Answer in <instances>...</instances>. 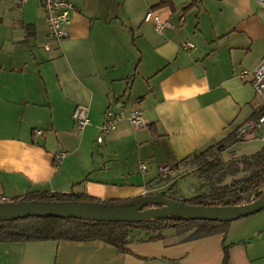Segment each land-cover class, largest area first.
Instances as JSON below:
<instances>
[{"label":"crops","instance_id":"obj_1","mask_svg":"<svg viewBox=\"0 0 264 264\" xmlns=\"http://www.w3.org/2000/svg\"><path fill=\"white\" fill-rule=\"evenodd\" d=\"M73 5L67 37L46 51L44 14L0 3V196L72 193L132 206L170 187L160 167L176 173L260 116L264 102L240 78L264 57V12L253 0ZM148 11L173 28L157 33L144 22ZM183 42L195 48L181 50ZM77 106L90 120L81 132ZM121 106L141 111L147 126L122 120L102 135L106 110ZM241 219L207 237L173 229L135 237L127 253L100 241L0 242V264H223L225 247L227 264H264V210Z\"/></svg>","mask_w":264,"mask_h":264},{"label":"trees","instance_id":"obj_2","mask_svg":"<svg viewBox=\"0 0 264 264\" xmlns=\"http://www.w3.org/2000/svg\"><path fill=\"white\" fill-rule=\"evenodd\" d=\"M246 136L237 131L219 143L194 155L188 162L195 166L200 177L212 181L216 189L209 196L201 194L190 200L192 205L213 206L225 197H235L224 206L249 204L259 199L264 186V148L244 156L240 162L224 164L221 156L235 145L246 142ZM248 173L246 178L235 179L231 184H224L228 177L239 173ZM208 199H211L209 201ZM16 202L45 203H86L118 207L121 203L99 202L77 194H28ZM229 223L186 220L176 217L160 218L136 223H97L61 218H22L0 219V242L19 243L48 240L72 242L100 241L114 247L121 253H127V246L135 237L145 240H156L163 237L165 230L173 229L178 233H186L194 228L195 234L190 238L207 237L226 233ZM223 264L228 262L227 247Z\"/></svg>","mask_w":264,"mask_h":264},{"label":"water","instance_id":"obj_3","mask_svg":"<svg viewBox=\"0 0 264 264\" xmlns=\"http://www.w3.org/2000/svg\"><path fill=\"white\" fill-rule=\"evenodd\" d=\"M150 205L156 207L149 208ZM264 210V194L239 206H200L161 196H146L127 207H104L86 203L11 202L0 204V219L61 218L97 223H136L160 218L230 223ZM256 238L240 242L252 244Z\"/></svg>","mask_w":264,"mask_h":264},{"label":"built area","instance_id":"obj_4","mask_svg":"<svg viewBox=\"0 0 264 264\" xmlns=\"http://www.w3.org/2000/svg\"><path fill=\"white\" fill-rule=\"evenodd\" d=\"M9 1L15 5L19 10L30 0H0L1 2ZM259 7L264 8V0H253ZM40 5L47 27V43L44 45V49L49 51L50 43H59L67 37V30L71 24V15L74 10L73 0H37ZM1 20V16H0ZM144 22L152 23L157 33L161 34L168 29L173 28L172 24L168 21L162 20L155 13L148 11L144 17ZM195 48L191 42H183L180 45L181 50L189 51ZM240 78H249V83L254 91L255 96L264 102V57L260 64L251 71L243 70L240 73ZM73 119L75 129L78 132L83 131L89 124L87 108L84 106H77L73 113ZM127 120L134 129H143L147 126V123L142 115V112L137 109L127 110L125 106H121L118 111L107 109L104 114L103 124L101 126V134L107 135L112 132L118 122ZM264 124V108L261 111L260 116L256 120H249L243 126L238 128L237 133L240 136H248L253 131H259L260 126ZM38 135L42 134V131L37 132ZM102 137L97 139L98 143H101ZM140 170L145 171L146 166L140 165ZM174 167L163 166L160 167L159 173L161 178H167V176L173 174ZM146 193H142V197H146ZM10 201L0 196V204L9 203Z\"/></svg>","mask_w":264,"mask_h":264},{"label":"rangeland","instance_id":"obj_5","mask_svg":"<svg viewBox=\"0 0 264 264\" xmlns=\"http://www.w3.org/2000/svg\"><path fill=\"white\" fill-rule=\"evenodd\" d=\"M23 9H25L24 12L29 10L34 15L43 16V11L42 9H39L37 7L35 0H30L22 8V10ZM262 10L264 12V8ZM256 135H259V137ZM250 137H253V139H251ZM250 137L246 142L239 143L234 146V149L227 150L225 153H223L221 156L222 162L226 165L232 162L233 163L240 162V160H242L244 156H250L252 153H255L258 150H260L261 147L263 146L260 140L262 139L264 140V125L259 133L258 131L251 132ZM195 168L196 167L192 166L190 162L181 163L179 166H176L175 169L177 170V172L167 176V178L164 179L165 181H169L168 184H170V187L166 188V190L163 193H161L159 196L186 204L190 203V200L198 195L205 194L206 196H209V194H211V191L216 189V187L214 186L212 181L209 182L205 178L200 177L198 171ZM247 176L248 173L242 172L234 177H228L224 181L223 185L231 184L235 179L246 178ZM263 190H264V186L261 189L262 194H264ZM233 199H235V197L232 196L225 197L223 199L218 200V205H213V206H224L225 203ZM208 200L211 201V199ZM11 202H16V201L13 199L9 203ZM98 206H103V205H98ZM153 207L156 206L154 205L149 206V208H153ZM240 220L242 219L230 222L228 228L231 223L240 224L241 222ZM195 230L196 228L186 233L189 234V236H191L195 234Z\"/></svg>","mask_w":264,"mask_h":264},{"label":"bare ground","instance_id":"obj_6","mask_svg":"<svg viewBox=\"0 0 264 264\" xmlns=\"http://www.w3.org/2000/svg\"><path fill=\"white\" fill-rule=\"evenodd\" d=\"M264 191V190H263Z\"/></svg>","mask_w":264,"mask_h":264}]
</instances>
